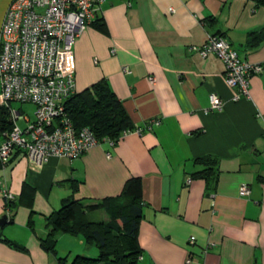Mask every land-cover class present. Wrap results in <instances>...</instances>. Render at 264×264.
Wrapping results in <instances>:
<instances>
[{
    "label": "crops",
    "instance_id": "1",
    "mask_svg": "<svg viewBox=\"0 0 264 264\" xmlns=\"http://www.w3.org/2000/svg\"><path fill=\"white\" fill-rule=\"evenodd\" d=\"M11 1L0 0V25ZM97 19L101 27L88 25L73 44L75 92L106 80L134 128L74 159L52 156L34 167L18 150L0 166V216L8 214L3 191L13 192L17 204L12 222L0 227V264H59L40 245L50 231L46 216L67 197L92 203L116 195L134 176L144 202L137 264H188V256L195 264H264V6L254 0H105ZM212 34L262 66L250 76V98L234 100L222 61L194 49ZM211 94L222 99L221 109H210ZM14 109L33 120L21 106ZM204 155L217 164L210 175L196 176L205 166L194 159ZM242 185L250 189L246 196L239 194ZM86 214L89 221L109 218L104 209ZM66 234H56V249L73 242ZM85 244L79 238L73 250L98 254Z\"/></svg>",
    "mask_w": 264,
    "mask_h": 264
},
{
    "label": "built area",
    "instance_id": "2",
    "mask_svg": "<svg viewBox=\"0 0 264 264\" xmlns=\"http://www.w3.org/2000/svg\"><path fill=\"white\" fill-rule=\"evenodd\" d=\"M104 2L12 0L9 3L0 25V107L7 111L11 123L0 133L2 167L18 150L30 165L41 167L52 156L74 159L98 144L89 127L80 130L73 127L65 102L75 92L69 63L73 44L96 19ZM194 49L202 58L214 55L222 61L224 79L236 91L234 100L250 98V76L262 71L260 64L241 58L220 34L208 35L206 42ZM122 70L129 72L128 67ZM148 80L153 83L154 77L149 76ZM12 102L32 104L33 120L12 108ZM222 105L219 96L210 95V109H221ZM19 118L26 120L24 127L18 124ZM249 193L247 185L240 187V195ZM2 197L5 202L14 200V193L5 190ZM194 241L191 236L189 242ZM186 263L195 264L191 256Z\"/></svg>",
    "mask_w": 264,
    "mask_h": 264
},
{
    "label": "trees",
    "instance_id": "3",
    "mask_svg": "<svg viewBox=\"0 0 264 264\" xmlns=\"http://www.w3.org/2000/svg\"><path fill=\"white\" fill-rule=\"evenodd\" d=\"M264 6V0H254ZM99 19L90 24L100 28ZM65 110L76 130L89 127L98 141L118 140L124 132L134 128L120 100L112 91L106 80L101 79L79 92H74L65 102ZM7 111L0 107V131L11 125L6 122ZM194 161L204 169L194 173L205 177L212 173L217 159L211 155L196 157ZM0 166L1 163H0ZM17 204L14 200L6 201L8 223L12 222L9 212ZM142 184L139 176L130 177L120 192L113 196L101 198L92 203L81 199L67 197L60 207L46 216V224L50 227L48 235L40 239L41 247L52 253L59 264H66V258L57 256V233H67L80 236L88 245H94L98 254L88 257L76 254L69 264H137L142 249L138 241L139 224L143 217ZM104 209L109 218L102 221H89L87 211ZM34 211H31L33 214ZM30 216L28 226L33 227ZM2 235H0L1 237ZM7 243L18 246L17 243L2 237Z\"/></svg>",
    "mask_w": 264,
    "mask_h": 264
},
{
    "label": "rangeland",
    "instance_id": "4",
    "mask_svg": "<svg viewBox=\"0 0 264 264\" xmlns=\"http://www.w3.org/2000/svg\"><path fill=\"white\" fill-rule=\"evenodd\" d=\"M20 106L23 108L25 113L30 118L34 117V106L32 104H29V103L21 104V103H17V102L13 103V107L14 108H19ZM18 124L21 126L22 122L19 121ZM85 216H86L87 219L90 218L89 216H87V214ZM66 235H68V234H66ZM68 237H70V239H74L73 242H69V244L60 242V244H59V246L57 248V256L61 257V258H66V264H69L73 260V257L77 254L74 250H75V247H78L77 241L79 240V238H81L79 235L78 236H74V235H70V234L68 235ZM85 247H87V244H85ZM92 247H94V246H92ZM69 248L72 251H69ZM58 249H59V251H58ZM83 250L84 251H81V252H83L84 254H87L88 257H96L97 256V252H96L95 255L93 254L94 252L93 253L90 252L91 248H84ZM93 251H94V249H93Z\"/></svg>",
    "mask_w": 264,
    "mask_h": 264
},
{
    "label": "water",
    "instance_id": "5",
    "mask_svg": "<svg viewBox=\"0 0 264 264\" xmlns=\"http://www.w3.org/2000/svg\"><path fill=\"white\" fill-rule=\"evenodd\" d=\"M7 223H8V215L6 213L2 214L0 216V227L4 226Z\"/></svg>",
    "mask_w": 264,
    "mask_h": 264
}]
</instances>
